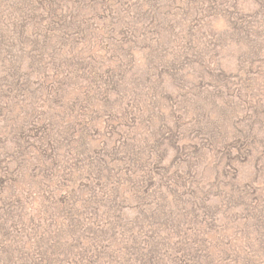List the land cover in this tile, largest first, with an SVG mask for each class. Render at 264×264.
Segmentation results:
<instances>
[{
	"label": "rangeland",
	"instance_id": "obj_1",
	"mask_svg": "<svg viewBox=\"0 0 264 264\" xmlns=\"http://www.w3.org/2000/svg\"><path fill=\"white\" fill-rule=\"evenodd\" d=\"M61 1L0 0V246L29 257L44 234L93 264H264V0H112L104 23ZM72 13L90 28L65 31ZM101 184L113 223L56 232L63 202Z\"/></svg>",
	"mask_w": 264,
	"mask_h": 264
},
{
	"label": "trees",
	"instance_id": "obj_2",
	"mask_svg": "<svg viewBox=\"0 0 264 264\" xmlns=\"http://www.w3.org/2000/svg\"><path fill=\"white\" fill-rule=\"evenodd\" d=\"M53 1L55 0H51V3H53ZM106 2L111 4L110 2H113V1L112 0H62L61 4L58 3L57 5H62L63 7L64 4L71 3L73 7L69 8L68 10L71 11L72 9L74 13H83V12L94 10V15H99L104 23V21L107 22L106 21L107 15L104 12H100L99 9L101 8L102 5L106 7H110V5L108 6ZM66 17L67 16H65L64 18V16L62 15V17L60 18V21L62 23H63V20L65 19L64 20V23L66 25L64 27L65 31L66 30L70 31V28H72L74 24L79 25L77 27V29H79L78 32L83 31L85 29L88 30L90 28V22L85 18L77 19L76 17L73 16V13H72V16H69L68 19H66ZM52 22H56L55 17L53 18ZM35 24L38 25L36 22ZM34 28H37V27L31 26V28H28V31L30 32ZM38 29L36 31H38ZM105 29H108V28H105ZM24 30L25 28L23 27L20 29L19 39H22L24 37L25 35ZM117 31H120V30L118 29ZM31 38L32 36L30 35L27 36L28 41L31 40ZM48 38L49 36L46 35L44 41L48 42L49 41ZM36 40L39 41V39H36ZM160 42H162V40H160ZM11 43L12 41L9 40V38H7V35L5 34L2 35L0 33V46L2 45L10 46ZM59 57H63V56H59ZM64 59L66 60L65 61L66 63L70 61L69 53H67ZM56 64L58 66H61L64 63L57 61ZM70 79H73V76H71ZM89 79L91 80V78ZM118 84H122L121 89L126 91L128 94L130 93L129 89H127L128 84L123 83V79L120 82L118 81ZM88 85L94 86L93 83H89ZM101 89H99L98 91H100ZM104 189H107V188H103V184H101V187L97 186L93 189L91 188L90 193L87 196V198L80 197V206L82 205L86 209L82 208V206L79 208L75 206L74 208L73 206H70V204L63 202L64 204L62 206H66L70 210L60 213V214H63L62 215L63 217L57 212V217L59 219L58 221H60L61 224H60V227H58L59 229L55 231L63 232V233L67 231L70 233V235L76 236L78 237L77 238L78 240H81L82 234H87L90 236L99 235L100 233L99 230L102 229L101 225L99 224H104V223L112 224L113 221L109 217L113 213L112 206H114L113 205L114 199L111 200V196ZM140 194L137 195V198L144 205L141 203L136 204L138 205L139 210L144 209V208L146 209L155 208V206L153 207L149 205L151 204V202H153V198H154V201H159L158 197L151 196L152 199L148 201L147 199H143L142 201L141 199L142 197H140ZM123 205H124L123 202L121 204H115V210H121L123 208ZM85 212H87V215L82 216ZM63 218L67 219V221H63ZM146 218H148V221L149 219H151V217L148 216L139 221L140 226H143L145 228L147 227V223H148V222H145ZM160 219L166 223H173L176 220H180L179 218H175L172 216H163V217H160ZM41 236L43 238V242H46V243L50 241L51 242L45 248L40 249V247H36L37 251L31 254V256L29 255V257L25 253L23 257L22 256L23 252H20V251L14 252L9 248V246H6L5 243L4 244L1 243L0 247L2 248L0 249V264H14V262L12 261L14 259H15V264H93L89 259H87V261L83 260L84 257L81 253L75 254V251L72 250L71 244H68L64 242L63 240H57L56 236H52L54 240L47 237L44 234ZM93 238L96 239L97 237L94 236ZM36 240L38 239H34L33 241H36Z\"/></svg>",
	"mask_w": 264,
	"mask_h": 264
}]
</instances>
